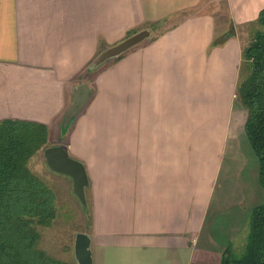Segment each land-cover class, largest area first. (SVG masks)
Wrapping results in <instances>:
<instances>
[{
	"label": "crops",
	"instance_id": "0c3cea01",
	"mask_svg": "<svg viewBox=\"0 0 264 264\" xmlns=\"http://www.w3.org/2000/svg\"><path fill=\"white\" fill-rule=\"evenodd\" d=\"M203 1L0 0V121L46 124L48 146L85 165L92 264L219 263L226 243L211 223L248 115L237 102L240 30L264 0H221L223 23ZM144 28L150 37L124 57L88 70ZM52 173L73 194V178Z\"/></svg>",
	"mask_w": 264,
	"mask_h": 264
},
{
	"label": "trees",
	"instance_id": "16d2710c",
	"mask_svg": "<svg viewBox=\"0 0 264 264\" xmlns=\"http://www.w3.org/2000/svg\"><path fill=\"white\" fill-rule=\"evenodd\" d=\"M256 24L260 28L242 48L237 102L248 111L245 133L257 159L258 181L264 192V9ZM222 39L215 37L212 46ZM48 145L46 124L21 119L0 121V264H75L73 247L67 255L56 256L41 246L43 229L51 227L58 215L59 196L31 169L30 161ZM83 207L86 214L89 209L91 222L90 201ZM218 264H264V198L251 212L244 249L239 252L229 243L221 251Z\"/></svg>",
	"mask_w": 264,
	"mask_h": 264
},
{
	"label": "rangeland",
	"instance_id": "374dc122",
	"mask_svg": "<svg viewBox=\"0 0 264 264\" xmlns=\"http://www.w3.org/2000/svg\"><path fill=\"white\" fill-rule=\"evenodd\" d=\"M220 2L221 0H204L199 8L214 10L218 22L223 23L226 21L223 11H219ZM167 23L168 22L158 28H154L156 30H154L153 36L167 29L168 26L166 25H169V23ZM259 28V24L255 23L254 25L249 24L246 26V31L240 30V36L246 41L244 45ZM107 62L102 64L97 70L108 65ZM95 71L96 70L90 72ZM243 140H241L240 144L243 147V151L241 150V153L240 150L235 152V157L233 159L235 175L233 173V177H231L229 184L227 183L228 189L225 188L224 181H220L218 185L217 197L222 195L224 189H227L229 195L226 200L219 204L221 208L216 210L218 214L213 217L211 223V230L217 241L222 244L226 243V245L233 243L235 249L239 252L244 249L247 242L250 231L251 212L264 198V192L258 181V165L254 161V152L246 135ZM236 143L237 142H234L235 145H237ZM44 150L45 149L40 150L33 156L30 161V167L55 189L59 196V205L58 215L54 224L51 227H45L43 229L41 246L51 251L56 256H64V254L67 255L66 252L68 250L71 252V247L74 248L73 243L76 233L83 232V230L89 228L91 224L90 215L88 214L89 209H87L86 214L82 202L74 192L73 195L71 191L62 188L57 180L54 179V181H52V169L46 165ZM64 246L66 248L63 249Z\"/></svg>",
	"mask_w": 264,
	"mask_h": 264
},
{
	"label": "water",
	"instance_id": "95a60500",
	"mask_svg": "<svg viewBox=\"0 0 264 264\" xmlns=\"http://www.w3.org/2000/svg\"><path fill=\"white\" fill-rule=\"evenodd\" d=\"M151 32L149 29H141L122 41L102 50L95 60L90 64L89 70H97L109 59L119 57L126 51L137 46L147 38ZM82 104L75 105L69 112V120L73 119ZM46 163L54 171L67 174L73 178V189L83 205L87 204L86 187L88 177L83 162L70 156L67 149L62 145L47 146L44 150ZM74 260L76 264H92L91 237L86 232H77L74 238Z\"/></svg>",
	"mask_w": 264,
	"mask_h": 264
}]
</instances>
